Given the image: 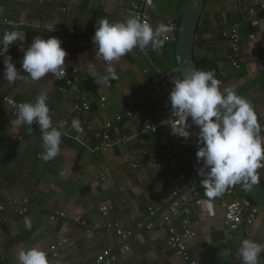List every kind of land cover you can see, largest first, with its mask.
Segmentation results:
<instances>
[{
  "label": "crops",
  "instance_id": "0c3cea01",
  "mask_svg": "<svg viewBox=\"0 0 264 264\" xmlns=\"http://www.w3.org/2000/svg\"><path fill=\"white\" fill-rule=\"evenodd\" d=\"M186 1L154 0L149 23L154 29L160 24L170 27V22L182 17ZM262 3L264 0H205L193 50L196 60L212 61L218 74L222 73V90L234 88L251 102L261 126L264 125ZM125 7L115 0H0V18L28 21L39 27L63 22L68 30L88 31L93 18L95 23L102 18L109 22L126 21ZM249 8L256 10L255 15L247 12ZM254 20L258 21L255 27L251 25ZM234 25L238 26L241 38L238 68L231 67L229 47L222 38L223 30ZM35 30L45 32L17 30L20 39L17 41L29 47L27 43L33 41L31 32ZM252 34L255 37L251 40ZM169 45L160 47L159 54ZM62 48L67 52L65 67L77 71L80 90L86 93L90 103V111L76 119L80 122L83 119L91 132L81 134L79 142L64 139L59 155L45 161L41 158L44 149L39 128L29 131L26 124L15 126L12 122L16 118L0 102V206L3 208L0 211V264H19V253L32 247L43 250L50 264H56L51 254L55 249L62 264H96L98 256L105 253L114 258V264H182L166 246V240L168 228L182 232L181 220L185 216L173 215L165 201L172 191L184 188L190 181L198 198L209 201L208 205L195 206L192 201L186 204L190 209L189 228L195 234L186 248L193 259L199 264H241L237 249L242 239L264 245L263 210L254 225L225 234V209L206 196L202 180L194 173L193 156L185 149L181 138L172 134L168 112L161 108L159 95L151 88L155 78L147 64L156 78L166 74L152 66L145 50L129 52L114 62L119 78L105 87L96 84L89 75V65H94L98 73L106 74L107 65L96 52L73 44ZM11 57L21 75L27 76L20 70L23 52L15 50ZM258 60H263V64L258 65ZM3 75L0 57L1 96H11L25 103L46 94L50 113L55 112L57 118L73 104L71 89L60 93L63 79L55 80L52 74H46L37 82L17 80L11 84ZM173 81L170 76L160 82H165L172 90ZM128 113L132 117L128 118ZM117 117L122 120L116 122ZM151 123L158 126L155 134L144 131ZM105 124L111 125L112 139L123 136L128 139L105 151H96L97 135L103 132ZM190 129L197 137L198 127L191 125ZM172 159L178 160L174 169L157 166ZM106 172L108 176L102 178ZM258 172L264 182V168ZM180 175L184 176L183 180L179 179ZM236 197H239L238 192L226 200L231 202ZM25 199L29 200L28 211L19 215L16 210ZM104 204L112 207L107 216H101L98 211ZM150 207L162 209L152 220L153 228H146ZM56 212L64 213L65 218L51 221L50 216ZM166 215L170 216L167 223L163 219ZM26 217L31 220V229L25 228ZM82 221L97 224L101 230L88 239L80 226ZM138 224H142V228H138ZM117 228L134 232L128 240L127 252H121L124 242L116 234ZM64 239L68 243L61 245ZM261 263L264 264V259Z\"/></svg>",
  "mask_w": 264,
  "mask_h": 264
},
{
  "label": "clouds",
  "instance_id": "9594fccd",
  "mask_svg": "<svg viewBox=\"0 0 264 264\" xmlns=\"http://www.w3.org/2000/svg\"><path fill=\"white\" fill-rule=\"evenodd\" d=\"M169 31V26L160 24L154 29L149 22L134 16L124 22H109L102 18L96 23L91 40L97 56L107 65L106 74L98 73L94 65H89V75L96 84L110 86V81L119 78L114 62L135 48L151 45L152 50L157 51L167 40ZM17 40L20 39L15 29L6 30L0 36L3 79L11 84L17 80L37 82L46 74H52L55 80L65 77L67 52L61 47L59 38L44 39L40 35L33 38L20 61V70L27 76L21 75L9 54V46ZM173 84L169 100L179 119L176 126L171 127L172 134L187 139L191 135L188 130L191 125L198 127L197 143L201 146L196 151V158L198 162L202 161L198 175L204 180L206 196L211 200L231 186L252 189L259 185L258 170L264 168V130L251 102L234 88L222 90L221 81L213 70H193ZM47 100L46 94H40L34 102L19 104L17 118L12 122L15 126L28 125L29 131L33 124L38 125L44 149L41 158L45 161L59 155L64 134L53 127ZM189 118L191 125L187 122ZM64 126L61 123L59 128ZM71 127L81 130L79 119L74 118ZM24 224L26 229H31L29 218H25ZM237 251L241 264H261L264 259V245L250 239H242ZM18 260L19 264H50L47 254L36 247L22 250Z\"/></svg>",
  "mask_w": 264,
  "mask_h": 264
},
{
  "label": "built area",
  "instance_id": "2783aa9c",
  "mask_svg": "<svg viewBox=\"0 0 264 264\" xmlns=\"http://www.w3.org/2000/svg\"><path fill=\"white\" fill-rule=\"evenodd\" d=\"M239 2V0H237ZM117 3L125 4V15L129 17H136L142 21L150 22L149 17V10L152 8L154 4V0H115ZM260 8L264 10V3L260 4ZM247 12L250 15H255L256 10L254 8L247 9ZM171 31L167 36V40L164 42L163 46L167 43H175L177 38V31L178 27L174 22H170ZM252 26H257L258 21L254 20L251 23ZM33 30V29H41L44 30L48 34H52L53 36L59 38L62 41L61 47L67 44L73 45H80L85 49H90L96 52V48L92 43L90 35L88 31H72L68 30L64 27L63 22L54 24V25H47V26H36L31 22L28 21H16L9 18H0V36H3L6 30ZM255 35H250L249 39H254ZM222 38L225 40L229 47V54H228V61L233 68H238L239 66V52H240V33L238 26H231L222 32ZM162 46V47H163ZM161 47V48H162ZM27 47H25L19 41L14 42L9 46V54L11 55L13 51H25ZM141 52L144 49L135 48ZM2 62H3V57ZM258 65L263 64V60L257 61ZM222 73H219L218 79L221 81ZM171 78L175 81L179 79L177 74H173ZM63 88H59V92L62 94L66 93L67 89H71L74 95V100L71 108L63 114L61 117L57 118L55 112H51L50 116L52 119L53 127H57L58 130L62 131L64 134L61 137V144H63V140L70 138L76 142H79V136L83 133L91 132L90 126L86 124L83 119H80V126L81 130H76L71 127V122L76 117H82L83 115L87 114L90 111V103L88 97L85 92L80 90V81L77 77L76 70H69L66 68V75L63 78ZM152 90L159 95L160 105L161 108L168 112V115L171 120V126L174 128L178 123V114L172 111L169 94L171 90L168 87V84L165 82H155L151 86ZM104 100L102 99V102ZM0 102L1 104L15 117L17 118V107L22 102H18L11 96H1L0 95ZM103 107V106H102ZM127 117L130 118L132 115L130 113L127 114ZM122 117H117L116 122H120ZM189 123V119L187 121ZM63 123L65 126L63 128H59V125ZM32 129L39 128L38 125L33 124ZM103 132L100 135H97V143L94 147L96 151H105L109 148L114 147L118 143H125L127 141V136H123L121 138L112 139L109 135L111 130L110 124H105L102 127ZM158 130V126L155 124H148L145 126V132H151L155 134ZM191 133L190 137L185 139L181 138L183 145L186 150H188L191 155L193 156V167L195 176L200 178L204 185L203 178L198 175V169L202 167V161L198 162L196 158V151L198 147L201 146L197 143L196 134L188 129ZM262 130H264V125L262 126ZM178 163L177 159H172L168 161H163L159 163L157 166L164 169H174L176 164ZM108 172L102 174V178H105ZM180 180L184 179L183 175L179 176ZM239 185L231 186L225 190V192L213 199L218 201L220 205L225 209L224 217H223V227L224 232L227 235H230L234 232H238L243 230L246 227H250L254 225L256 219L261 211V209L254 204H252L249 200L241 197H236L233 201L227 202L226 198L231 196H236L238 192ZM186 189H188L186 191ZM192 201V204L195 206H200L202 204L208 205L209 201L202 200L198 198L197 192L192 187L191 181L187 183L184 188L177 189L172 191L166 198V204L171 209V212L175 216H179L180 214H184V218L181 220L182 232L178 233L173 228H168V238L166 240V246L174 251V255L182 262V264H199L195 259H193L187 252L186 244L191 242L195 238V234L189 228V221L187 216L190 214L189 206H187V202ZM29 207V200L25 199L23 201L22 207H19L16 212L19 215H24L27 213ZM112 207L110 204H104L99 207L98 211L101 216H107L111 211ZM162 209V207L158 208H149L148 217L146 219V228H153V218L155 215ZM3 208L0 206V211ZM65 214L62 212H56L50 216L51 221H58L60 219H64ZM164 222L170 221V216H164ZM80 226L84 230V235L86 238L90 239L93 238L100 230L101 227L97 224L89 225L85 221L80 222ZM138 228H142V224H138ZM133 231H123L120 228L116 229V234L121 238L124 242V245L121 248V252H127L129 250L128 247V240L133 236ZM68 240H61L60 244L64 245L67 244ZM52 257L56 261V264H62L60 261V256L58 250H52L51 252ZM96 264H114V258L108 256V253L102 254L98 256L96 260ZM221 264H231V263H221ZM263 264V263H261Z\"/></svg>",
  "mask_w": 264,
  "mask_h": 264
},
{
  "label": "water",
  "instance_id": "95a60500",
  "mask_svg": "<svg viewBox=\"0 0 264 264\" xmlns=\"http://www.w3.org/2000/svg\"><path fill=\"white\" fill-rule=\"evenodd\" d=\"M205 0H187L182 17L180 19L177 38L174 46L175 68L161 77H155L154 71L147 64V68L151 75L155 78V82L177 74L181 79L193 70H198L194 61V43L195 35L198 27L200 15ZM137 53L141 51L133 49ZM145 60V59H144ZM239 187L253 201L254 205L264 211V183L260 180L259 185L252 189H245L241 185Z\"/></svg>",
  "mask_w": 264,
  "mask_h": 264
},
{
  "label": "trees",
  "instance_id": "16d2710c",
  "mask_svg": "<svg viewBox=\"0 0 264 264\" xmlns=\"http://www.w3.org/2000/svg\"><path fill=\"white\" fill-rule=\"evenodd\" d=\"M98 17L101 18L100 15H98ZM180 18L181 17L179 16L176 22H174L177 27H179ZM95 25H96L95 18H93L92 25L90 29L88 30L90 38L94 35ZM37 35H40L44 39H47L48 37L53 36L45 32H38L36 30L31 32L32 37H35ZM31 43L32 42L27 43V44L30 46ZM174 46H175V43H170L168 47H164V50L161 54H159L158 51H153L150 45L144 48V50L147 53L148 61L152 64V66L159 68L162 74H167L168 72H170L171 70L175 68ZM194 61L196 63L198 70H213L215 72L216 78L218 79L219 74H218L216 65L212 61H208V60L199 61V60H196L195 58H194ZM179 79L181 78L179 77ZM149 81L151 83L153 82L151 78L149 79ZM238 194H239V197L245 198L249 200L252 204H254L253 201L244 193V191L240 187L238 188Z\"/></svg>",
  "mask_w": 264,
  "mask_h": 264
}]
</instances>
